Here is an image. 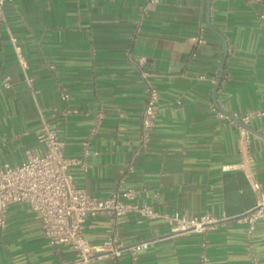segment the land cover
<instances>
[{
    "label": "crops",
    "instance_id": "crops-1",
    "mask_svg": "<svg viewBox=\"0 0 264 264\" xmlns=\"http://www.w3.org/2000/svg\"><path fill=\"white\" fill-rule=\"evenodd\" d=\"M146 2L6 3V19H0V166L40 152L38 132L46 122L65 142V155L82 158L70 167L78 187L105 198L126 176L136 201L158 213L119 220L123 244L150 241L135 264H201L202 235L171 234L164 215L175 212L227 217L207 235L208 264H264L263 222L250 234L239 220L257 205L252 182L264 191V115L241 120L264 112V0H156L143 12ZM213 29L227 41L226 58ZM129 53L154 73L160 94L145 148H139V135L146 93ZM100 110L106 116L83 155ZM110 228L107 216L89 218L84 235L100 245ZM74 257L48 242L28 204L9 207L0 226V264H63ZM95 264L116 262L104 256ZM120 264H133L130 252L122 253Z\"/></svg>",
    "mask_w": 264,
    "mask_h": 264
},
{
    "label": "built area",
    "instance_id": "built-area-1",
    "mask_svg": "<svg viewBox=\"0 0 264 264\" xmlns=\"http://www.w3.org/2000/svg\"><path fill=\"white\" fill-rule=\"evenodd\" d=\"M12 0H0V19L5 20L6 3ZM156 0H147L143 12ZM16 44L17 39L11 37ZM200 40V39H199ZM17 48V47H16ZM129 60L139 68L140 82L145 88V101L140 112L141 127L139 148H145L151 141L152 131L158 115L159 91L152 81L154 73L143 67L142 60H137L129 53ZM25 67V62L21 60ZM27 82L31 78L27 77ZM4 86H10V78L3 80ZM69 98L67 92L63 93ZM264 115V112H250L241 120L247 122L251 117ZM106 112L96 113L87 139L83 142L82 152H90V141L99 131ZM247 134L246 128L242 130ZM38 141L42 147L40 152L29 151L24 162L11 166H0V226H5L10 206L18 203L28 204L30 210L39 218L43 234L51 245L64 246L73 251L75 257L63 264H95L104 256L114 258L120 264L124 251L131 254L133 264L137 262L138 253L147 248L150 241L125 245L119 239L118 223L122 216L139 213L144 217H154L158 213L148 203L136 201V191L126 185V176L118 181L110 196L102 198L78 187L73 179L70 167L83 163L80 157L65 155V142L59 138L56 129L43 122L38 132ZM252 188L257 192V205L239 218L248 224L251 234L259 221L264 224V191L261 184L254 180ZM107 216L111 223L109 235L100 245L90 243L84 235L85 223L89 218ZM171 224V234L199 233L202 235L200 261L209 263L208 233L215 229L227 217H215L212 214L201 215L173 214L164 215Z\"/></svg>",
    "mask_w": 264,
    "mask_h": 264
},
{
    "label": "water",
    "instance_id": "water-1",
    "mask_svg": "<svg viewBox=\"0 0 264 264\" xmlns=\"http://www.w3.org/2000/svg\"><path fill=\"white\" fill-rule=\"evenodd\" d=\"M208 4H209V5L211 4V0H208ZM213 31H214L215 34H217V35L222 39V41H223V43H224L225 51H226V53H225V58H226L227 53H228L227 41H226L225 37L223 36V34L217 32V31L214 30V29H213ZM224 65H225V60L223 61L222 65H221V70H220L219 79H218L217 85H216V87H215V89H214V98H215V94H216V92H217V90H218V88H219V86H220L221 79H222V77H223ZM238 121H240V120L238 119ZM245 126H246V125H245ZM247 128L250 129L249 126H247Z\"/></svg>",
    "mask_w": 264,
    "mask_h": 264
}]
</instances>
